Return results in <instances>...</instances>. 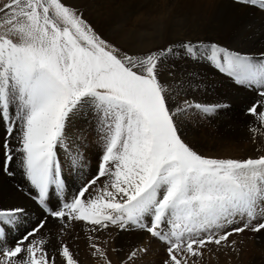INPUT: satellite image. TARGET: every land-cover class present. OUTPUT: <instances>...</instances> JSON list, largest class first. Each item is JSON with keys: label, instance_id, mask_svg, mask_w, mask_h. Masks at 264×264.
Instances as JSON below:
<instances>
[{"label": "snow or ice", "instance_id": "snow-or-ice-1", "mask_svg": "<svg viewBox=\"0 0 264 264\" xmlns=\"http://www.w3.org/2000/svg\"><path fill=\"white\" fill-rule=\"evenodd\" d=\"M114 2L0 4V175L19 174L41 212L9 239L27 208H0V264H81L64 239L76 224L97 264H155L145 258L156 245L161 264H201L209 252L238 254L234 236L264 233V48L191 31L174 9L205 0L98 22L93 11ZM234 2L264 15V0ZM212 73L255 94L251 155H212L190 133L193 119L232 107L197 95ZM85 131L101 155L73 192L65 169L87 166ZM122 234L136 238L127 251Z\"/></svg>", "mask_w": 264, "mask_h": 264}, {"label": "bare ground", "instance_id": "bare-ground-1", "mask_svg": "<svg viewBox=\"0 0 264 264\" xmlns=\"http://www.w3.org/2000/svg\"><path fill=\"white\" fill-rule=\"evenodd\" d=\"M164 6L165 0H160L159 4L148 3L146 0H116L114 3L98 6L93 11V15L97 17L98 22L104 23L123 18L142 21L149 12L160 11ZM174 10L188 17L189 29L200 35L214 36L239 47L264 48V15L245 8L234 0H205L200 5L178 6ZM177 67L179 68V65ZM204 71L207 75L208 70ZM211 78L216 81L213 87L197 95L209 101L224 100L232 107L215 118L207 119L211 129L209 132L208 125L204 124L207 123L206 120L193 119L190 125L191 135L212 155L243 157L253 154V145L247 131V126L253 121V117L246 113V108L255 94L234 86L231 81L218 73H212ZM2 134L0 129V135ZM78 171L80 173L76 172L77 174L72 176L65 172L72 183L73 192L88 175L85 170L83 173ZM18 187L24 188V191H18ZM27 191L28 188L19 174L15 178L0 175V208L13 205H23L27 208V214L20 227L9 233V239L21 236L25 229H30L41 217L38 206L25 194ZM83 228L82 224L74 225L73 231L64 239L74 251L78 246L81 264H97L86 248ZM135 239L134 234H122L118 243L127 250L126 248L135 243ZM155 249L154 247V251ZM154 257L155 254H152L145 259L153 261Z\"/></svg>", "mask_w": 264, "mask_h": 264}, {"label": "rangeland", "instance_id": "rangeland-1", "mask_svg": "<svg viewBox=\"0 0 264 264\" xmlns=\"http://www.w3.org/2000/svg\"><path fill=\"white\" fill-rule=\"evenodd\" d=\"M3 2L4 0H0V4H2ZM204 124L208 125V122ZM194 126H196V124H194ZM207 129L208 132L211 130L210 125L207 126ZM85 135L88 137L89 143L86 146L87 151L85 153V157L86 160L88 161V164L83 169L88 172V175L85 176L84 180L88 179L90 175L96 171V167L99 163L100 155H101V148L99 147V142L95 139L96 136L95 132L85 131ZM65 172L72 176V175H76L77 174L76 172L79 171L78 169L66 168ZM82 183H80V185ZM233 238L237 240H243V244L238 245L240 249L238 254L228 252L226 249L216 252H209L205 254L201 264H264V233L252 234L250 232H246L239 237L234 236ZM159 246L160 245L154 246L156 249L150 255L152 256V254H155L153 260L155 264H161V261L165 257L163 246L161 247ZM160 251H162V253ZM95 263H97V261Z\"/></svg>", "mask_w": 264, "mask_h": 264}]
</instances>
